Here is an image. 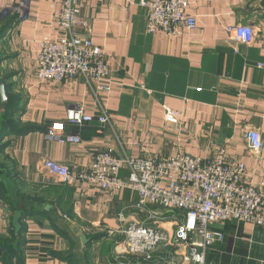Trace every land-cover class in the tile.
Returning <instances> with one entry per match:
<instances>
[{"label":"crops","instance_id":"crops-1","mask_svg":"<svg viewBox=\"0 0 264 264\" xmlns=\"http://www.w3.org/2000/svg\"><path fill=\"white\" fill-rule=\"evenodd\" d=\"M62 1L0 0V77L17 128L0 139V264H120L123 228L137 224L172 240L183 219L137 209L130 191L109 195L62 184L44 162L75 176L102 152L165 161L177 154L210 160L223 151L227 164L244 165L245 184L264 188V68H258L264 67V0H187L196 27L175 37L145 32L139 0H83L79 15L103 49L113 83L100 93L79 78L57 85L36 80L39 42L57 39L52 17ZM238 25L253 27V44L228 34ZM77 107L93 119L102 108L113 129L95 121L68 125L66 114ZM163 107L181 118L166 120ZM55 124L80 143L45 139ZM252 130L262 140L257 154L246 139ZM215 229L224 240L207 251V264H264V228L226 222ZM154 257L189 264L182 245L161 246Z\"/></svg>","mask_w":264,"mask_h":264},{"label":"built area","instance_id":"built-area-1","mask_svg":"<svg viewBox=\"0 0 264 264\" xmlns=\"http://www.w3.org/2000/svg\"><path fill=\"white\" fill-rule=\"evenodd\" d=\"M83 0H63L52 20L57 39L43 38L39 42L36 59V80L39 84H61L82 79L94 93L113 85L105 62L103 49L95 46L90 37L89 22L79 15ZM146 10L145 32L163 33L175 37L190 33L196 27L195 18L186 14L187 0H139ZM236 43L251 45L253 27L238 25L227 29ZM258 68H264L258 65ZM148 94H151L148 91ZM165 119L177 121L181 113L163 107ZM113 129L111 119L100 108L93 119L79 107L69 110L66 123L81 126L92 122ZM62 124H55L45 133V139L61 145L80 143L78 137L62 136ZM251 152L262 149L260 134L249 131L246 135ZM43 168L55 175L62 184L82 183L109 195L130 191L137 196V209L155 207L166 213H181L172 240L165 232L137 224H130L120 232L124 254L120 264H181L176 261L156 260L154 255L161 246H184L189 264H207L206 253L224 240L215 226L234 222L255 228H264V188L244 182L243 164L230 165L220 151L210 160H201L177 154L165 161L137 159L123 154L114 156L102 152L94 157L86 170L72 175L67 167L44 162ZM126 172L121 177L122 171Z\"/></svg>","mask_w":264,"mask_h":264},{"label":"trees","instance_id":"trees-1","mask_svg":"<svg viewBox=\"0 0 264 264\" xmlns=\"http://www.w3.org/2000/svg\"><path fill=\"white\" fill-rule=\"evenodd\" d=\"M9 24L10 23H8L6 30ZM11 103H10V100H8V103L4 107L5 112L0 116V139L3 137V134L5 132L10 133V131L12 132L13 130L17 129L15 126L16 124L14 120V110H12L13 108L10 109ZM22 132L29 133V132H32V130L31 129L22 130Z\"/></svg>","mask_w":264,"mask_h":264},{"label":"water","instance_id":"water-1","mask_svg":"<svg viewBox=\"0 0 264 264\" xmlns=\"http://www.w3.org/2000/svg\"><path fill=\"white\" fill-rule=\"evenodd\" d=\"M8 103V97L6 94V86H5V79L0 77V114L3 113L4 111V106ZM19 219L20 215L15 214L12 220V225L15 230V234H18L20 230V225H19Z\"/></svg>","mask_w":264,"mask_h":264},{"label":"rangeland","instance_id":"rangeland-1","mask_svg":"<svg viewBox=\"0 0 264 264\" xmlns=\"http://www.w3.org/2000/svg\"><path fill=\"white\" fill-rule=\"evenodd\" d=\"M159 256H161V255L159 254Z\"/></svg>","mask_w":264,"mask_h":264}]
</instances>
